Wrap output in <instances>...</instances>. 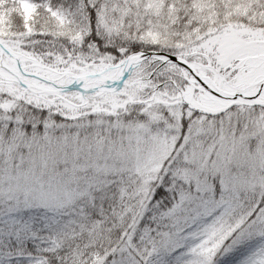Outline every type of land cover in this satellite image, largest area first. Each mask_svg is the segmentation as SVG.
<instances>
[{
  "label": "snow or ice",
  "instance_id": "obj_1",
  "mask_svg": "<svg viewBox=\"0 0 264 264\" xmlns=\"http://www.w3.org/2000/svg\"><path fill=\"white\" fill-rule=\"evenodd\" d=\"M0 264H264V0H0Z\"/></svg>",
  "mask_w": 264,
  "mask_h": 264
}]
</instances>
